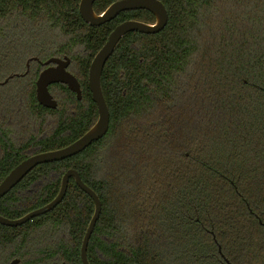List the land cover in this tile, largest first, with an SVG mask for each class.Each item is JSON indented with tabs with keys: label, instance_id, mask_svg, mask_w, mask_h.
Segmentation results:
<instances>
[{
	"label": "trees",
	"instance_id": "1",
	"mask_svg": "<svg viewBox=\"0 0 264 264\" xmlns=\"http://www.w3.org/2000/svg\"><path fill=\"white\" fill-rule=\"evenodd\" d=\"M120 0H96L103 13ZM166 28L129 33L106 63L107 135L82 153L31 171L0 199L22 218L51 203L69 170L99 197L90 264H264V0H159ZM81 0H0V184L19 164L80 139L98 120L89 69L114 29L155 23L145 10L92 27ZM68 57L82 99L36 82ZM48 117L50 133L39 134ZM94 202L73 178L60 205L19 227L0 225V264H82ZM262 222L263 224H261Z\"/></svg>",
	"mask_w": 264,
	"mask_h": 264
},
{
	"label": "water",
	"instance_id": "2",
	"mask_svg": "<svg viewBox=\"0 0 264 264\" xmlns=\"http://www.w3.org/2000/svg\"><path fill=\"white\" fill-rule=\"evenodd\" d=\"M95 1L96 0H81L79 5V12L82 20L92 27H99L109 23L123 12L138 10H145L152 13L156 19L155 23L147 24L138 21H127L114 29L109 35L106 44L95 56L89 69V89L92 94L93 102L98 109V120L95 125L80 139L68 147L34 155L19 164L0 184V199L10 193L36 167L74 157L107 135L110 128V112L101 87V78L106 63L112 57L116 48L127 34L133 32L145 35L158 34L162 32L168 24L169 15L167 9L159 0H120L113 3L101 14H97L94 11ZM31 61L40 62L37 58L30 59L27 62L28 70ZM70 62V59L67 57L64 60L52 58L45 63L40 62L42 65L48 66L41 72L36 82V97L41 106L52 110L57 108V101L49 91V87L53 84L66 85L71 92L76 94L78 100L82 99L80 83L77 78L67 70ZM11 79L12 76L6 79L3 83H0V86L6 85ZM71 178L75 180L77 186L83 192L91 197L95 206L94 214L90 220L81 247L82 264H90L87 251L90 239L102 213V204L97 194L82 181L80 174L75 170H69L65 173L61 181L59 194L51 203L16 220H10L0 216V225L11 228L19 227L28 223L32 219L51 212L64 200ZM219 253L226 264H232L223 255L221 246H219ZM19 262L20 261L16 259L11 262V264H19Z\"/></svg>",
	"mask_w": 264,
	"mask_h": 264
},
{
	"label": "rangeland",
	"instance_id": "3",
	"mask_svg": "<svg viewBox=\"0 0 264 264\" xmlns=\"http://www.w3.org/2000/svg\"><path fill=\"white\" fill-rule=\"evenodd\" d=\"M54 118L53 117H48V119H47V124L46 125H44V127H42L41 128V130H40V132H39V134H46L47 132L48 133H50L52 130H53V128H54Z\"/></svg>",
	"mask_w": 264,
	"mask_h": 264
},
{
	"label": "flooded vegetation",
	"instance_id": "4",
	"mask_svg": "<svg viewBox=\"0 0 264 264\" xmlns=\"http://www.w3.org/2000/svg\"><path fill=\"white\" fill-rule=\"evenodd\" d=\"M65 58H66V57H64V58L61 59V60H64ZM67 58H68V57H67ZM32 59H33V58H32ZM37 59H38V58H37ZM51 59H52V58H51ZM58 59H60V58H58ZM29 60H30V59H29ZM29 60H28V61H29ZM38 60H39V59H38ZM49 60H50V59H49ZM39 61H40V60H39ZM47 61H48V60H47ZM47 61H46V62H47ZM70 61H71V60H70ZM31 62H32V61H31ZM36 62H37V61H36ZM40 62H41V61H40ZM40 62H38V63H40ZM41 63H45V62H41ZM41 63H40V64H41ZM70 63H71V62H70ZM41 65H42V64H41ZM42 66H44V65H42ZM69 66H70V65H69ZM26 67H27V63H26ZM44 67H45V68H44V70H45L48 66H44ZM29 69H30V66H29ZM44 70H43V71H44ZM67 70H68V69H67ZM27 71H28V72H26L24 75H15V76H16V77H19V76L24 77L25 75H27V74L29 73V70H28V69H27ZM40 74H41V73H40ZM10 77H11V76H10ZM13 77H14V76H12V78H13ZM8 83H9V82H8ZM8 83H7V84H8ZM51 95H52V94H51ZM52 96H53V95H52ZM53 98H54V97H53ZM57 104H58V103H57ZM260 223L263 224L262 222H260Z\"/></svg>",
	"mask_w": 264,
	"mask_h": 264
}]
</instances>
